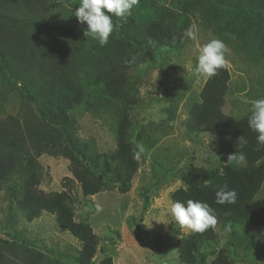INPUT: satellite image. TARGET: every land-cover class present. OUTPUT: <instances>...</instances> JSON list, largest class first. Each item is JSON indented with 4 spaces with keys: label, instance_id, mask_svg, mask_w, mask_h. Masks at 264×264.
I'll list each match as a JSON object with an SVG mask.
<instances>
[{
    "label": "trees",
    "instance_id": "1",
    "mask_svg": "<svg viewBox=\"0 0 264 264\" xmlns=\"http://www.w3.org/2000/svg\"><path fill=\"white\" fill-rule=\"evenodd\" d=\"M66 2L78 8L80 0ZM53 6L51 0H0V62L20 83L23 99L34 104L38 112L36 119L28 118L25 125L12 117L0 125V189L16 201L26 220L43 212L53 215L56 225L80 242L76 253L59 249L57 257L27 247L26 264H93L97 251L102 254L98 264H114L110 254L114 249L100 245L88 218L76 219L68 185L76 182L82 199L113 188L128 192L141 164V157L133 158V150L143 145L147 153L158 141L150 125L132 131L131 111L138 97L135 79L126 75L125 61L133 55L137 60L139 55L154 51L176 50L196 17L225 41L234 36L232 45L245 59L264 61V0H139L126 19L113 16L118 27L103 47L85 36L86 23L81 24L76 17L59 19V10L53 11ZM6 25L29 27L32 32H10L3 29ZM83 71L95 75L93 87L81 85L86 79ZM228 83L227 65L204 80L188 111L185 130L193 135L204 132L230 138L234 154L243 152L246 160L239 166L228 160L211 167L189 163L180 171V185L169 193L171 202H205L214 210L217 223L202 233L190 230L174 241L178 264H236L231 247L237 232L241 231L243 251L250 255L248 250H256L258 241L248 228H264V206L255 200L264 183V147L257 145L256 134L248 127L250 112L234 117L223 111ZM108 108L114 111L115 144L100 151L93 138H81L76 117L83 111L103 115ZM241 136L247 144L239 149ZM29 145L33 157L46 153L68 160L70 177L62 181L67 189L45 192L38 188L45 175L26 157ZM18 179L20 183L15 181ZM224 184L237 192L236 203H216L215 192ZM216 226L232 240L219 245ZM0 264L6 263L0 260Z\"/></svg>",
    "mask_w": 264,
    "mask_h": 264
},
{
    "label": "rangeland",
    "instance_id": "2",
    "mask_svg": "<svg viewBox=\"0 0 264 264\" xmlns=\"http://www.w3.org/2000/svg\"><path fill=\"white\" fill-rule=\"evenodd\" d=\"M51 1L55 5L53 11L59 10V19L75 17L73 11L77 7L74 4L66 0ZM62 5L67 8L64 9ZM191 25L197 28L196 40L186 37L176 50L163 49L139 55L134 63L124 65L129 79H135L134 88L137 90L134 92L138 97L131 111L135 125L132 131L141 125H150L153 136L158 139L152 149L140 154L141 164L128 192L120 193L113 188L99 192L91 199H82L78 184L68 185L74 198L76 219L88 218L99 236L100 245L107 250L114 249L110 253L114 264H178L173 243L190 232V229L177 224L169 212L172 203L169 193L179 187L180 171L189 163L203 167L222 165L229 155L234 154L235 145L230 138L204 132L193 135L185 130L188 111L198 99L205 80L203 76L194 74L200 48L214 38L222 40L227 46L225 56L229 91L223 105L225 113L240 117L250 112L253 101L264 98V61L253 63L245 59V55L237 52L232 45L234 36H229V41H225L199 17L192 18ZM16 27L6 25L3 29L18 33L32 32L29 27ZM85 73L83 76L86 79L81 85L93 87L95 75ZM11 74L0 62V125L11 120L10 117L25 125L28 118L36 119L38 112L34 104L23 99L20 83L14 81ZM170 96L176 99V103L169 101ZM172 109L173 119L169 120ZM111 113H114L113 108L103 115L94 116L91 111L77 113L81 138L86 141L93 138L100 151L115 144ZM33 151L29 145L26 157L33 161L32 166L37 172L45 175L38 188L45 192L67 189L62 181L64 177H70L68 160L46 153L33 157ZM25 162L27 158L20 163ZM16 177L17 174L13 178ZM18 180L15 181L20 183L21 180ZM255 200L264 206V183ZM145 224L152 226L149 228ZM215 229L218 231L219 245L232 240L219 226ZM248 229L258 241L257 249H249L250 255L243 251L239 243V230L233 237L235 245L231 247L235 263L264 264V228L250 226ZM109 238L113 240L109 241ZM27 247L57 257L59 249L76 253L80 242L68 231L60 229L53 215L43 212L31 221L26 220L16 201L4 189H0V260L6 264H26ZM101 258V252L97 251L93 264H98Z\"/></svg>",
    "mask_w": 264,
    "mask_h": 264
},
{
    "label": "clouds",
    "instance_id": "3",
    "mask_svg": "<svg viewBox=\"0 0 264 264\" xmlns=\"http://www.w3.org/2000/svg\"><path fill=\"white\" fill-rule=\"evenodd\" d=\"M138 2L139 0H80L73 15L81 24H87L88 29L84 33L85 36L91 37L103 47L118 27L113 23V16L126 19L132 14V9ZM183 35L191 40H196V26L191 25ZM226 52L227 46L222 40L215 38L209 40L199 50L194 74L198 77L203 76L205 79L215 76L218 69L226 67ZM135 61L136 56L133 55L125 63H134ZM247 122L249 129L256 134L257 145L264 147V98L252 102ZM238 144L239 149L242 145L247 144L244 136L238 138ZM137 148L138 151L133 150L134 159H139L140 154L144 151L143 145H137ZM245 160V154L239 151L228 157V162H233L237 166ZM215 196L217 204H234L237 200V192L234 189H229L227 184L221 185L215 192ZM169 212L177 224L196 233H202L217 223L214 210L207 203L199 200L189 199L186 203L175 201L171 204ZM151 226L148 227L151 228Z\"/></svg>",
    "mask_w": 264,
    "mask_h": 264
},
{
    "label": "crops",
    "instance_id": "4",
    "mask_svg": "<svg viewBox=\"0 0 264 264\" xmlns=\"http://www.w3.org/2000/svg\"><path fill=\"white\" fill-rule=\"evenodd\" d=\"M94 196V195H93Z\"/></svg>",
    "mask_w": 264,
    "mask_h": 264
}]
</instances>
